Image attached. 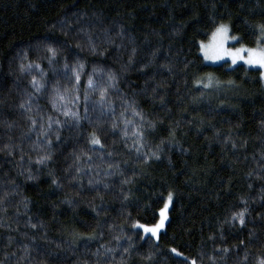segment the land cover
Masks as SVG:
<instances>
[{
  "label": "trees",
  "instance_id": "trees-1",
  "mask_svg": "<svg viewBox=\"0 0 264 264\" xmlns=\"http://www.w3.org/2000/svg\"><path fill=\"white\" fill-rule=\"evenodd\" d=\"M221 24L257 47L264 0H0V264L264 260V80L204 62Z\"/></svg>",
  "mask_w": 264,
  "mask_h": 264
},
{
  "label": "snow or ice",
  "instance_id": "snow-or-ice-1",
  "mask_svg": "<svg viewBox=\"0 0 264 264\" xmlns=\"http://www.w3.org/2000/svg\"><path fill=\"white\" fill-rule=\"evenodd\" d=\"M227 39H228V28L224 25H221L220 27H218L216 29V32L213 33V40L215 43L212 47L213 55L211 57H209V50L204 45H201V49L204 52L205 59H209V58L219 59V58H222V56H224V55H229L232 58V62L236 63L237 59H244L243 56L240 55V53L241 52H247L248 58L244 60V63L249 64V65H258L261 69H264V50L256 51V50H252V49H237L235 52H229L223 48L224 41ZM233 39H235V38L233 37ZM48 51L54 53V50L51 48H49ZM37 67H39V66L37 65ZM261 78L264 79V73L261 74ZM77 79H79L78 76H77ZM108 79H109V81H115L116 76L113 73L109 72L108 73ZM91 84H92V81L90 80L89 85L91 86ZM33 85L36 86L37 88L39 87L38 82L35 80H33ZM208 86L209 85H207V84L204 85V87H208ZM103 97H104V93L102 91L101 92V99H103ZM59 99L61 101H63L64 97L60 96ZM21 107H24V105L21 104ZM53 107H56L55 100H53ZM137 114L138 113H136L135 110L133 109V115H137ZM64 115L65 116L71 115L74 118H76L77 121L79 120V117L77 116L76 113L70 114L68 111H65ZM129 123H130V121H129ZM50 126L51 125H49V127ZM90 143L93 145H99L100 140L95 135H93L91 137ZM48 159H50V156H48V155L42 156L40 158V160L37 161V163H43ZM31 178L32 177L30 176L29 179H31ZM53 183H56V181L53 180ZM168 199H169V201L172 199L171 193L169 194ZM164 208L165 209L168 208L167 203H165ZM160 216H161L160 222L157 223L154 227H145L144 225H137V227H142L145 233H151L152 236H157L158 230L161 227H163V224H164V220H165L164 210H161ZM244 218H245V212L244 211H242L238 214H235L233 216V219L238 220L241 225H243L245 222ZM224 251L227 252L228 250L224 249ZM172 252L175 253L177 256L181 255V253L178 252L176 249H172ZM193 264H195V262H193ZM260 264H264V260H261Z\"/></svg>",
  "mask_w": 264,
  "mask_h": 264
},
{
  "label": "rangeland",
  "instance_id": "rangeland-1",
  "mask_svg": "<svg viewBox=\"0 0 264 264\" xmlns=\"http://www.w3.org/2000/svg\"><path fill=\"white\" fill-rule=\"evenodd\" d=\"M221 25H224V26H226L228 28V39L225 40L224 44H223V48L226 49L227 51L235 52L237 49H252V50H256V51L264 50V41L262 43H260L255 48H249V47H246V46H244L242 44H238L237 43V41H238L237 37L231 36L228 25L227 24H221ZM221 25H219L218 27H220ZM216 29L212 32V34L209 36L207 41H203V42L200 43V54L203 57V60H204V62L206 64H208V65H219V64L225 63V62L229 63L230 66H235L237 64H243V65H245L248 68L259 69L261 71V74L264 73V69H261L258 65H249V64L244 63V60L248 58V53L247 52H241L240 55L243 56L244 59H237L236 63L232 62V58L229 55H224V56H222V58H219V59H212V58L205 59V55H204V52L201 49V45H204L209 50V57H211L213 55L212 47H213V45L215 43L214 40H213V33L216 32ZM233 37L235 39H233ZM165 203L168 204V208L165 209L164 206H163L160 209L159 213H158V220L156 221L155 224L150 226V227H154L157 223L160 222V220H161L160 212H161V210H164L165 220H164L163 227H161L158 230L157 236H152L151 233H147V236H149L154 241H157L159 233H161L165 229V226H166L167 221H168V209L170 207L169 199H167Z\"/></svg>",
  "mask_w": 264,
  "mask_h": 264
}]
</instances>
